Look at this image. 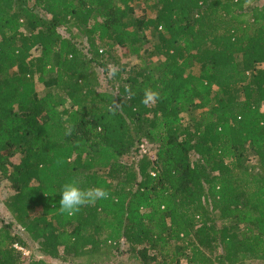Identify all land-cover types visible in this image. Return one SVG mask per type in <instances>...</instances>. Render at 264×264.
Masks as SVG:
<instances>
[{
  "label": "trees",
  "instance_id": "16d2710c",
  "mask_svg": "<svg viewBox=\"0 0 264 264\" xmlns=\"http://www.w3.org/2000/svg\"><path fill=\"white\" fill-rule=\"evenodd\" d=\"M263 105L264 0H0V264H264Z\"/></svg>",
  "mask_w": 264,
  "mask_h": 264
},
{
  "label": "rangeland",
  "instance_id": "374dc122",
  "mask_svg": "<svg viewBox=\"0 0 264 264\" xmlns=\"http://www.w3.org/2000/svg\"><path fill=\"white\" fill-rule=\"evenodd\" d=\"M141 13H142L141 11L138 12L139 15H141ZM150 37H151V39H150L151 43H153L154 38L151 36V33H150ZM82 43L86 44L84 39L82 40ZM151 43H148L144 46L145 49H147L146 53H148L149 51L152 50ZM81 46L85 47L83 45H81ZM84 50L86 51L87 48L85 47ZM124 52H125V49H122V48L117 50V53H116L118 56V57H116L117 60L116 59L115 60L110 59V61L108 63V71H106V70L104 71V68L97 66V65H94V70H95L96 76L98 78V83H99L98 89L99 90H102V91L109 90V85H110L109 81H111V79H114V76H111V77L109 76V72L112 68H115L117 70V69H119V66L123 63H127V64L129 63L128 65H133V64H137V63L141 64L142 61H141L140 56L144 57V63H150V62L157 61L156 57L147 58V57H145L146 54L144 55V53H141L140 56L130 55L128 57H125V56H123ZM36 53L37 52H34V54H36ZM124 70H127V69H124ZM37 91L42 95L44 93L43 85L37 84ZM262 109L264 110V105L262 106ZM12 193H14V191L10 188L9 184L4 179L0 178V216L6 220H9L11 218V215L7 211L6 207L4 206L3 199L5 196L11 195ZM28 243H29V246L33 248L35 255L38 254L37 245L35 243H33L31 240L28 241ZM20 247L23 248L21 250L22 252L25 250L28 253V255L30 254L31 251L29 250V248H24L23 246H20ZM131 261L135 262V260H130L128 254L126 252H124L122 255L119 256L118 259L111 261L110 263H107V264H132ZM49 262H51L53 264H66V263H63L59 259H49Z\"/></svg>",
  "mask_w": 264,
  "mask_h": 264
},
{
  "label": "clouds",
  "instance_id": "9594fccd",
  "mask_svg": "<svg viewBox=\"0 0 264 264\" xmlns=\"http://www.w3.org/2000/svg\"><path fill=\"white\" fill-rule=\"evenodd\" d=\"M116 69L112 68L109 72V76H115ZM128 97L134 95L131 89H126ZM158 99V94L148 89L145 90L142 103L144 106L148 107L155 103ZM59 193L61 194V199L59 201V211L62 214H67L68 216H74L80 209L85 205H91L99 200L108 198L109 192L103 187H91V188H81L79 183L75 180L65 182L62 185Z\"/></svg>",
  "mask_w": 264,
  "mask_h": 264
},
{
  "label": "built area",
  "instance_id": "2783aa9c",
  "mask_svg": "<svg viewBox=\"0 0 264 264\" xmlns=\"http://www.w3.org/2000/svg\"><path fill=\"white\" fill-rule=\"evenodd\" d=\"M138 153H139L140 155H142V154H146V153H151V151H150V145L147 143L146 140H144V139L141 140V142H140V144H139V147H138ZM14 247H15L17 250H19V251H21V250L23 249V248L20 247L18 244H15ZM21 252H22V251H21ZM22 253H23L24 255H28V253H27L25 250H24Z\"/></svg>",
  "mask_w": 264,
  "mask_h": 264
}]
</instances>
